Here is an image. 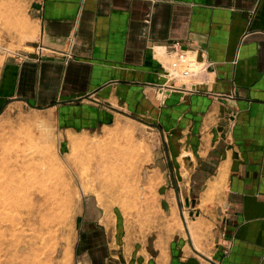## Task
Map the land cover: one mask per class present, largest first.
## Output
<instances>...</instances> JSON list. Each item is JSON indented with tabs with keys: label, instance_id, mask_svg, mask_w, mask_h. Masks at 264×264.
Returning <instances> with one entry per match:
<instances>
[{
	"label": "crops",
	"instance_id": "obj_1",
	"mask_svg": "<svg viewBox=\"0 0 264 264\" xmlns=\"http://www.w3.org/2000/svg\"><path fill=\"white\" fill-rule=\"evenodd\" d=\"M30 1L39 34L0 57V116L30 107L67 132L133 113L161 133L160 169L191 153L160 188L190 225L136 238L86 206L78 264H264V0Z\"/></svg>",
	"mask_w": 264,
	"mask_h": 264
},
{
	"label": "rangeland",
	"instance_id": "obj_2",
	"mask_svg": "<svg viewBox=\"0 0 264 264\" xmlns=\"http://www.w3.org/2000/svg\"><path fill=\"white\" fill-rule=\"evenodd\" d=\"M37 24L30 0H0V57L32 52ZM164 148L160 131L133 113L67 132L52 115L30 107L1 115L0 264H78L86 206L121 218L136 238L159 229V218L173 231L183 229L182 219L190 225L188 214L163 208L160 188L189 176L191 153L177 160L173 154L160 169ZM191 234L203 251V237Z\"/></svg>",
	"mask_w": 264,
	"mask_h": 264
},
{
	"label": "built area",
	"instance_id": "obj_3",
	"mask_svg": "<svg viewBox=\"0 0 264 264\" xmlns=\"http://www.w3.org/2000/svg\"><path fill=\"white\" fill-rule=\"evenodd\" d=\"M41 48V47H39ZM172 75V79H176L177 78V74L175 73H170ZM191 75H193V72L191 71V69L189 67H187V69H184L180 74L179 77H190ZM169 89H176L175 86L173 84H169ZM161 91V90H160ZM163 91V90H162Z\"/></svg>",
	"mask_w": 264,
	"mask_h": 264
},
{
	"label": "bare ground",
	"instance_id": "obj_4",
	"mask_svg": "<svg viewBox=\"0 0 264 264\" xmlns=\"http://www.w3.org/2000/svg\"><path fill=\"white\" fill-rule=\"evenodd\" d=\"M80 144V143H79Z\"/></svg>",
	"mask_w": 264,
	"mask_h": 264
}]
</instances>
